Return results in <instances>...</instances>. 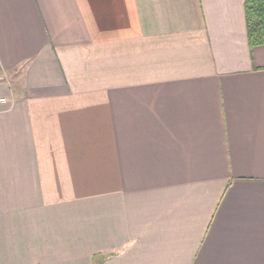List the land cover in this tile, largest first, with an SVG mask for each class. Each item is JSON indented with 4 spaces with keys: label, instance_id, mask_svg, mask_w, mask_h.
Here are the masks:
<instances>
[{
    "label": "crops",
    "instance_id": "obj_1",
    "mask_svg": "<svg viewBox=\"0 0 264 264\" xmlns=\"http://www.w3.org/2000/svg\"><path fill=\"white\" fill-rule=\"evenodd\" d=\"M244 2L0 0V264H264Z\"/></svg>",
    "mask_w": 264,
    "mask_h": 264
},
{
    "label": "trees",
    "instance_id": "obj_2",
    "mask_svg": "<svg viewBox=\"0 0 264 264\" xmlns=\"http://www.w3.org/2000/svg\"><path fill=\"white\" fill-rule=\"evenodd\" d=\"M244 9L250 47L264 45V0H245Z\"/></svg>",
    "mask_w": 264,
    "mask_h": 264
},
{
    "label": "built area",
    "instance_id": "obj_3",
    "mask_svg": "<svg viewBox=\"0 0 264 264\" xmlns=\"http://www.w3.org/2000/svg\"><path fill=\"white\" fill-rule=\"evenodd\" d=\"M1 100H4V98H1Z\"/></svg>",
    "mask_w": 264,
    "mask_h": 264
}]
</instances>
